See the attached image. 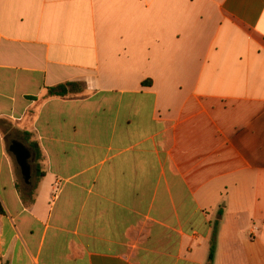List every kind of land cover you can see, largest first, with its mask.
I'll return each mask as SVG.
<instances>
[{
	"label": "crops",
	"instance_id": "1",
	"mask_svg": "<svg viewBox=\"0 0 264 264\" xmlns=\"http://www.w3.org/2000/svg\"><path fill=\"white\" fill-rule=\"evenodd\" d=\"M0 206V264H264V0H0Z\"/></svg>",
	"mask_w": 264,
	"mask_h": 264
},
{
	"label": "trees",
	"instance_id": "2",
	"mask_svg": "<svg viewBox=\"0 0 264 264\" xmlns=\"http://www.w3.org/2000/svg\"><path fill=\"white\" fill-rule=\"evenodd\" d=\"M147 84L148 82H144V84ZM85 91V86L82 83H68L59 85L54 88H49L46 90V95L44 96V99H50V98H71L76 97L79 95H83ZM29 149L34 152L36 156V160H39V149L35 144H29ZM42 177V174L39 172V169L37 170V178ZM19 189V192L21 194V197L23 200L26 201H32V191H25L24 189L20 188L19 185L17 186ZM0 212H2V208L0 206ZM217 228L218 223L215 222L213 226V230L211 233V244L209 248L208 257L205 264H212L214 260V251H215V239L217 234Z\"/></svg>",
	"mask_w": 264,
	"mask_h": 264
},
{
	"label": "water",
	"instance_id": "3",
	"mask_svg": "<svg viewBox=\"0 0 264 264\" xmlns=\"http://www.w3.org/2000/svg\"><path fill=\"white\" fill-rule=\"evenodd\" d=\"M9 150L14 156L15 162L20 170L22 180L25 184L29 183L30 180V167L28 160L30 157L29 151L20 143L12 142L10 144Z\"/></svg>",
	"mask_w": 264,
	"mask_h": 264
},
{
	"label": "rangeland",
	"instance_id": "4",
	"mask_svg": "<svg viewBox=\"0 0 264 264\" xmlns=\"http://www.w3.org/2000/svg\"><path fill=\"white\" fill-rule=\"evenodd\" d=\"M12 136H10V138H11ZM20 180H21V177H20Z\"/></svg>",
	"mask_w": 264,
	"mask_h": 264
}]
</instances>
